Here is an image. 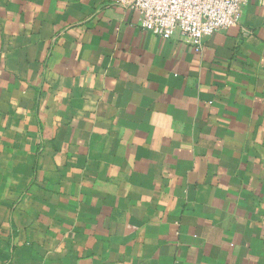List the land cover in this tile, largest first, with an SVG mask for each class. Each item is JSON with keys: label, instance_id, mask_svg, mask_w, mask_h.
<instances>
[{"label": "crops", "instance_id": "0c3cea01", "mask_svg": "<svg viewBox=\"0 0 264 264\" xmlns=\"http://www.w3.org/2000/svg\"><path fill=\"white\" fill-rule=\"evenodd\" d=\"M0 264H264V0L200 45L0 0Z\"/></svg>", "mask_w": 264, "mask_h": 264}, {"label": "built area", "instance_id": "2783aa9c", "mask_svg": "<svg viewBox=\"0 0 264 264\" xmlns=\"http://www.w3.org/2000/svg\"><path fill=\"white\" fill-rule=\"evenodd\" d=\"M138 13L139 25L168 39L179 31L184 39L202 44L204 38L235 25L248 0H115Z\"/></svg>", "mask_w": 264, "mask_h": 264}]
</instances>
